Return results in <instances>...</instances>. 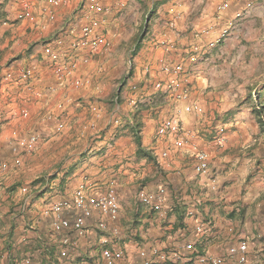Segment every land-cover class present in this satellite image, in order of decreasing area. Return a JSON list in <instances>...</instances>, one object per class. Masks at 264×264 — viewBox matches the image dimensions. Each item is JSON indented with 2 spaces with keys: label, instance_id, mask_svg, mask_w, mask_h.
<instances>
[{
  "label": "crops",
  "instance_id": "1",
  "mask_svg": "<svg viewBox=\"0 0 264 264\" xmlns=\"http://www.w3.org/2000/svg\"><path fill=\"white\" fill-rule=\"evenodd\" d=\"M51 1L0 0V162L21 160L10 176L0 173V264H104L103 249L122 254L115 264H138L140 251L151 264H199L202 257L239 264L230 250L242 243L247 246L244 264H264V0H257L245 17L251 0H145L152 16L144 34L141 27L142 46L132 59L129 84H138L143 95L153 97V104L138 110L136 118L142 147L153 156L168 151L166 158L156 157L155 164L136 155L134 113L126 101L118 103L125 125L114 127L110 116L115 100H97L108 94L98 79L106 75L110 83L117 73V67L110 66H120L122 55L115 50L125 40L128 19L113 20L115 7L108 11L102 29L112 48L89 62L84 49L65 53L77 37L70 30L80 26L72 16L80 0H66L58 7ZM216 8L223 14L218 22ZM171 19L174 30L167 27ZM224 29L228 36L220 40ZM63 34L57 53L54 43L47 53V41ZM161 42L174 48L164 51ZM62 53L66 59L59 61ZM194 55L198 61L191 64ZM63 63L70 72L56 85ZM165 63H185L187 74L179 80L203 109L200 116L181 113L185 129L197 136L176 141V147L173 139L164 142L156 136L160 121L174 108L152 89L153 82L163 78L157 70ZM145 69H150L148 74ZM77 70L85 84L75 89L69 83L83 81L75 76ZM22 110L28 112L27 119L20 116ZM57 122L64 125L60 133L53 129ZM30 135L39 136L33 151L10 152V140ZM199 151L208 155L204 173L195 169ZM15 184L27 186L29 196L21 195L19 188L12 191ZM81 185L92 196L113 189L117 217L110 219L92 208L81 232H56V216L43 217L41 211L71 198ZM161 188L159 212L140 202L139 191L151 194ZM80 214L72 209L61 217L72 221ZM100 223L105 230L99 229ZM186 244L192 245L190 251L183 250ZM179 250L183 258L176 261L172 255Z\"/></svg>",
  "mask_w": 264,
  "mask_h": 264
},
{
  "label": "built area",
  "instance_id": "2",
  "mask_svg": "<svg viewBox=\"0 0 264 264\" xmlns=\"http://www.w3.org/2000/svg\"><path fill=\"white\" fill-rule=\"evenodd\" d=\"M191 62L192 63H196ZM150 70V69H149ZM149 70H145L146 74ZM159 74L163 77L158 79L152 84V89L154 93H159L164 98V101L172 103L174 108L171 115L163 118L156 130V136L159 140L166 142L168 139H173V145L176 147V141L184 142V139L196 137L197 134L194 131L185 129L183 122L180 118L181 113L185 112L188 114H193L195 116H200L203 113L201 105L196 101L192 100L190 97L189 88L182 86L179 77L181 75L187 74L186 65L178 64L166 67H160L157 70ZM187 78V77H185ZM85 84V81L69 83L73 88H81ZM65 85V84H63ZM61 86V85H60ZM132 88H135L131 85ZM115 110L110 116V124L114 127H120L122 125V120L120 116V109L118 107V97H115ZM128 107L131 111L139 110L143 107H148L153 104L152 95L148 96H128L126 99ZM58 108H62L59 104ZM97 112L96 108L92 109ZM20 116L23 119H27L29 114L26 110L20 111ZM49 120V117H46ZM93 130L95 128L94 124L90 125ZM56 133H60L64 129V125L61 122L55 123L53 127ZM112 138H115L113 135ZM39 142L38 135H30L25 138H17L10 143L11 153L18 155L20 151L31 152L35 149L37 143ZM114 139L108 142L109 147L113 145ZM218 143L223 144V139H218ZM168 156V151L162 150L155 157L159 159H164ZM195 159L197 161L196 171L198 173H204L207 171L209 162L208 155L205 152L199 151L195 153ZM21 166L20 158H13L12 164L7 162H0V173L6 174L9 172L10 168H19ZM19 192L25 198L29 196V188L27 186H21ZM164 190L161 188L155 193H146L144 191L138 192V198L141 203L151 207L153 211L159 212L161 210V205L163 203ZM96 209L99 213L110 219H115L118 215V204L116 200V194L113 189H109L106 193L102 195H87L84 186H79L75 192L72 194L71 198L64 199L59 202H54L47 205L41 214L43 217H48L49 215H55L56 220L53 224V229L56 232L65 229H74L81 232L85 224V220L90 217L91 209ZM72 209H78L81 214L75 217L72 221L62 218L61 213L70 211ZM99 229L105 230L106 226L104 223L98 225ZM200 227L198 231H200ZM67 239L61 241L62 245L68 244ZM106 241L104 240L103 243ZM192 249L191 244H186L183 246L184 251H190ZM182 250V251H183ZM181 250L173 253L172 258L179 261L183 258V252ZM246 251L247 246L245 244H240L236 248L230 250V254L235 256L239 264H244L246 262ZM154 255L158 254L157 250L152 251ZM122 254L120 252H113L108 249H103L102 260L104 264H115L116 260L121 259ZM140 262L138 264H151V259L148 257L145 251L139 252ZM223 260L219 257H205L199 259V264H222ZM27 263H29L27 261ZM100 264V263H93Z\"/></svg>",
  "mask_w": 264,
  "mask_h": 264
},
{
  "label": "rangeland",
  "instance_id": "3",
  "mask_svg": "<svg viewBox=\"0 0 264 264\" xmlns=\"http://www.w3.org/2000/svg\"><path fill=\"white\" fill-rule=\"evenodd\" d=\"M64 1H65V3L67 2L66 0H64ZM251 1H252V5L245 12L244 17L248 13V11L251 10V8L257 2V0H251ZM100 2L106 7V9H108V11H110L112 9V7H115V9L113 8V13H114L113 20L114 19H118L119 20L120 18H122V19L123 18H127L128 19V24L129 23L130 24L129 25L127 24L128 25V28L122 34L125 40H123L121 43H118V46L116 47V50H115L116 51V54H121L122 55L120 57L119 61L117 62L120 66H118L116 63L113 64L112 66H110V68L108 66H106L109 69H113L114 67H117L116 76H114V78L108 84H107V82H105L106 80H108V76L105 75V76H103V77H101V78L98 79V82L99 83H101L100 80L103 81L101 83V85L103 87V91H104V88L106 87V91H107L108 94L98 97L97 100L99 102H106L108 98H111L112 100H114L115 97H118V103H119V102L126 101L127 98H123L126 93L129 94L128 96H131V95L132 96H148V95H143V92H142L143 90H141V86H139L138 84H135V83L134 84L133 83L132 84L131 83L129 84V82H131L130 78H132V73H131V62H132V59H134L135 57H137L138 51H139L140 47L142 46L141 39L143 37L140 35L141 34V31L140 30L142 29L141 27H143V25L146 23V21L149 20L151 18V16H152V12L151 11L148 12V10H147V8H148L147 2L145 0H127V1L124 0L125 6L122 9L117 6V4L115 3V0H100ZM245 2H246V0H244V3ZM65 3H64V5H65ZM92 3H93V0H80L78 2L75 11L72 14V16H74V19H75V24H78V26L79 25L80 26L81 25H90V27L92 26L97 31V33L106 36L110 40V42H111V39L108 37L107 32L102 29V26H103L102 18H104V20H105V17H107V15H109L110 12L108 13V11H107L108 14L107 13L104 14L102 12H99L101 14H95V13H98V12H95L92 9ZM91 9H92V11L94 13H92ZM127 12H129L128 15L126 14ZM217 12H218V10L216 8L215 19L216 20L218 19L217 20V22H218V21L223 20V18H222V15L223 14H218ZM244 17H243V19H244ZM34 19L35 18H34V15H33V20L32 21H34ZM74 19L71 18L70 21L67 19V21H66L67 25L69 23L73 22ZM226 19H229V18H226ZM18 20L19 21H24L25 19H22V18L18 17ZM242 20H240V21H242ZM25 21H29V20H25ZM32 21H30V22H32ZM139 25H141V26H139ZM236 25H238V24H236ZM79 27L71 26V28L76 29V31L78 30ZM204 29H206V28H204ZM144 32L145 31H142L143 34H144ZM199 35H201V34L199 33ZM63 36H64V34L62 36H56L54 38L55 39L57 37L64 38ZM54 38L51 41L49 40L47 42L53 43L54 40H55ZM64 42H65V40H64ZM45 43L46 42H44L42 44V46ZM111 48H112V42H111ZM53 49L57 53V50H58L57 49V46H53ZM79 49H84L86 51V54L84 55V57L86 59L85 61H89V62L91 60H94L95 59L96 56H94V55H99L101 53H106V52H109V50H110L109 49L108 51H102L99 54H91L88 51V49H85V48H79ZM69 51H71V52L74 51L71 48L70 45H69V47L67 49V52H65V53L67 54V53H69ZM81 55L79 57H77V60L81 57ZM46 59H48L50 61V59L48 57ZM57 59L59 61H62V60L64 61V59H66V57L63 56V53H62L60 55H57ZM113 59H117V58H113ZM75 60H76V58H75ZM95 60H97V59H95ZM195 61H198V59L194 55L193 56V60H191V62H195ZM50 63L52 64L53 69H54V63L51 62V61H50ZM82 65H86V64H82ZM60 67H61V65H60ZM80 67H81V64L78 65V70H79ZM78 70L76 71L75 76L78 77L79 79L83 80L82 77H79V76L76 75L77 72L79 73ZM58 72H59V69H58ZM59 74H60V72H59ZM54 77H55V75H54ZM29 82H30V80L26 81L25 85H28ZM55 82H56V85H59V84H57L56 77H55ZM91 83L92 82L90 80L89 81V84L91 85ZM104 85H107V86H104ZM131 85H133L135 88H132ZM81 99H84V97H82ZM89 100H91V99H89ZM160 100L163 101V104H169L167 101L164 102V100L162 99V97L160 98ZM139 110H142V108H140ZM109 111H110V108H109ZM131 112L135 113V111H131ZM129 114H131V113H129ZM54 117H56V116H54ZM123 118L124 117H121L122 125H125L124 124L125 122H124V119ZM13 140L14 139L10 140V142H12ZM40 142H42V140H40ZM9 150H10V144H9ZM10 152H11V150H10ZM5 162L8 163V161H5ZM153 164H155V163H153ZM17 169L18 168H10L9 172L6 173V174H4V175H2V176L3 177L4 176H10L13 172L17 171ZM16 188H20V185H18V184L16 185L15 184V185H13V186L10 187V189L12 191H14Z\"/></svg>",
  "mask_w": 264,
  "mask_h": 264
},
{
  "label": "bare ground",
  "instance_id": "4",
  "mask_svg": "<svg viewBox=\"0 0 264 264\" xmlns=\"http://www.w3.org/2000/svg\"><path fill=\"white\" fill-rule=\"evenodd\" d=\"M64 2H65L64 0H52L51 4L52 6L57 7V6L62 5ZM115 3L121 9L125 6L124 0H115ZM92 9L95 12H98V13L102 12L104 14L107 13L108 11V9H106V7L100 2V0H93ZM167 27L171 30H174L175 29V19L169 20L167 22ZM228 32L229 31L227 29L222 30L220 34L221 36L219 39L222 40L226 36H228ZM70 34H77V37L73 40V42L70 43V46L72 49L85 48V49H88V51L91 54H99L102 51H108L111 47V42L107 37L96 34L95 30L88 25H82L81 27H79L77 31L76 29H71ZM53 43L55 46L59 47L63 44V38L57 37ZM160 44L162 48L164 49V51H169L172 48V45L167 44L166 42H161ZM44 49L47 53H49L52 49L50 46V43H48ZM166 66H171V65H168L166 63L161 65V67H166ZM70 68L71 67L68 64L63 63L61 65L60 74L57 77V82L59 84H62V82L64 81V75L70 72Z\"/></svg>",
  "mask_w": 264,
  "mask_h": 264
},
{
  "label": "trees",
  "instance_id": "5",
  "mask_svg": "<svg viewBox=\"0 0 264 264\" xmlns=\"http://www.w3.org/2000/svg\"><path fill=\"white\" fill-rule=\"evenodd\" d=\"M147 23H145L143 25V31H145V28ZM139 113V111H135V113L133 114V122L131 123V127H132V134H133V138H134V142L136 143L137 146V150H136V155L138 158H144L146 159L148 162H153L156 163V157L153 156L150 152L146 151L142 145H141V139H140V122L139 120L136 118L137 114Z\"/></svg>",
  "mask_w": 264,
  "mask_h": 264
}]
</instances>
